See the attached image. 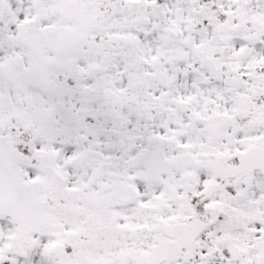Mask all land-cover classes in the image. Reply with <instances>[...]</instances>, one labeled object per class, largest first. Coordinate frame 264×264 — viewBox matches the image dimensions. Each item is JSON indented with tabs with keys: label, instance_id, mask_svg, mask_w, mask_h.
Segmentation results:
<instances>
[{
	"label": "snow or ice",
	"instance_id": "1",
	"mask_svg": "<svg viewBox=\"0 0 264 264\" xmlns=\"http://www.w3.org/2000/svg\"><path fill=\"white\" fill-rule=\"evenodd\" d=\"M0 264H264V0H0Z\"/></svg>",
	"mask_w": 264,
	"mask_h": 264
}]
</instances>
